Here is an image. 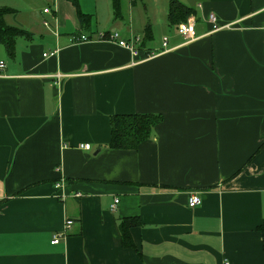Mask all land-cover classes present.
Listing matches in <instances>:
<instances>
[{"label": "crops", "instance_id": "crops-1", "mask_svg": "<svg viewBox=\"0 0 264 264\" xmlns=\"http://www.w3.org/2000/svg\"><path fill=\"white\" fill-rule=\"evenodd\" d=\"M98 1L78 0L82 26L69 0H0L31 33L10 58L0 48V264H264V0H178L194 10L188 41L169 0L162 19L147 0H121L118 18ZM148 24L161 45L136 55L98 37L141 43ZM129 113L162 118L136 149L105 147L109 117ZM128 216L138 252L121 245Z\"/></svg>", "mask_w": 264, "mask_h": 264}, {"label": "trees", "instance_id": "trees-1", "mask_svg": "<svg viewBox=\"0 0 264 264\" xmlns=\"http://www.w3.org/2000/svg\"><path fill=\"white\" fill-rule=\"evenodd\" d=\"M69 1L76 8L80 24L82 26H87L90 16L81 11L78 0ZM138 1L141 0H132V3ZM111 5L114 11L113 17L118 18L121 13V0H111ZM14 11V8L0 6V44L4 47L9 58L14 55L16 40L19 37L31 36V33L28 30L6 22V16ZM193 14V8L178 0H169L167 22L170 26H177L178 23L186 21L187 18ZM144 32L146 34V36H144L145 39L142 40L143 42H139V46H137L139 50L145 51V42L150 41V38H152L150 24L145 26ZM149 53L151 52L146 49V55ZM161 118L160 114L154 113L113 114L109 117L110 138L108 143L104 146L109 149L117 150L136 149L142 142L149 139L152 129L161 120ZM263 144L264 143L260 144L256 151L261 149ZM141 223L142 222L138 216L123 217L119 220L118 231L122 247L130 248L138 252L132 237H130V228L140 226ZM257 230L264 238V219L257 226ZM262 246L264 249V240Z\"/></svg>", "mask_w": 264, "mask_h": 264}, {"label": "built area", "instance_id": "built-area-1", "mask_svg": "<svg viewBox=\"0 0 264 264\" xmlns=\"http://www.w3.org/2000/svg\"><path fill=\"white\" fill-rule=\"evenodd\" d=\"M44 12H49V9L45 8ZM207 20L209 22H211L212 24H214V27H215V24L217 21H216L215 15L213 13L208 14ZM44 24L47 25L48 22L44 21ZM176 29H177V32L187 41L194 39L196 36L195 26H194V18L192 16L188 17L186 21L178 23L176 26ZM98 37L102 38V39H107L110 41L117 42L120 46H123V47L127 48L128 50H130V52L133 55H136L138 52L137 44L140 42L139 36L135 35L129 39H124L120 36V33L118 31L112 30L110 32H99ZM88 39H89V36L81 35L78 40L79 41L80 40L85 41ZM166 46H167V39L163 38L162 47H164V49H165ZM52 53H54V51L49 52V53H44L43 55L46 56V55H50ZM4 66H5V63L3 61H0V71L4 68ZM58 77H60V75H58ZM79 148L88 150V149H90V144L89 143H81V144H79ZM62 185H63V180H60L59 182H56L55 187H62ZM75 195L78 196L80 194L76 193ZM117 202H118V199L115 198L113 203L110 206V209L115 210V206H116ZM200 202H201V199L196 194H191L188 197V206H190V207H194V206L200 204ZM71 223H72V221L69 219H66L64 221L63 230L61 232H57L53 235L52 240H51L52 244L57 243L59 241V239L65 235V231L67 228L70 227ZM225 264H228V263L226 262Z\"/></svg>", "mask_w": 264, "mask_h": 264}, {"label": "rangeland", "instance_id": "rangeland-1", "mask_svg": "<svg viewBox=\"0 0 264 264\" xmlns=\"http://www.w3.org/2000/svg\"><path fill=\"white\" fill-rule=\"evenodd\" d=\"M152 1H153V3H152ZM161 2H162V0H161ZM103 1L102 0H99L98 1V8L100 7L101 9L103 8ZM147 3L148 4H150V6H148L147 7V9L149 10H152V13H151V17L152 18H154V19H162V14L164 13V9H163V11L161 10L160 11V7H159V5L157 6V2H156V0H147ZM125 7V6H124ZM122 8V14L123 13H125V8ZM156 8V9H155ZM161 8H162V6H161ZM140 12H139V14H140V18H144L145 19V17L147 16V19H148V17H149V15L147 14L146 15V12L144 11V12H142V10H143V8L141 7V5H139V9H138ZM101 11V10H100ZM134 14H135V11H134ZM135 16V15H134ZM121 21H122V24H123V26L124 25H126V18H124V17H122V19H121ZM99 25H101L102 24V22H99L98 23ZM110 28V27H109ZM117 29V28H116ZM133 31L135 32V33H139L140 35L142 34V30H136V29H133ZM162 32H161V29L160 28H158L157 27V29H156V35L154 34L153 36H154V40H151L150 39V42H149V45H150V47L151 46H158V45H161L160 44V42H161V40H160V37H161V34ZM0 48H1V50L4 52L5 50H4V48H3V46L0 44ZM5 53V52H4Z\"/></svg>", "mask_w": 264, "mask_h": 264}]
</instances>
